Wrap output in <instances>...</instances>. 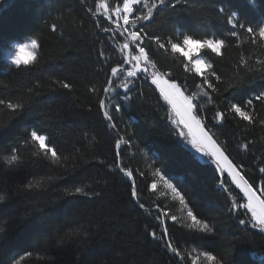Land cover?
I'll return each mask as SVG.
<instances>
[{
  "label": "trees",
  "instance_id": "obj_1",
  "mask_svg": "<svg viewBox=\"0 0 264 264\" xmlns=\"http://www.w3.org/2000/svg\"><path fill=\"white\" fill-rule=\"evenodd\" d=\"M103 2L115 9L123 0ZM98 3L0 0V99L22 105L15 113L0 105V264L26 252L31 256L23 264H191L193 251L214 255V264H264V231L251 226L244 208H234L245 204L243 195L179 141L151 78L137 75L126 91L117 89L115 80L108 84L112 67L129 68L120 50L124 39L103 30L115 29L114 23L93 15ZM143 10L139 6L137 14ZM233 13L243 29L227 23ZM260 24L264 0H165L150 21L137 25L142 35L165 44L160 48L145 38L141 46L157 72L195 96V113L259 195L264 101L255 97L264 92V42L257 38L253 44L244 29ZM185 35L224 42L221 55L201 51L211 65L203 76L171 51V43L180 44ZM31 39L39 44L33 64L18 68L4 59L8 43ZM204 77L214 88L203 83ZM105 87L112 91L104 92ZM199 89L208 95L199 97ZM100 99L107 102L112 121L104 118ZM250 99L253 104L247 105ZM234 103L249 112L251 123L230 110ZM217 111L224 113L223 123L215 120ZM33 130L48 138L59 159L31 139ZM118 137L128 141L119 149ZM13 155L18 159L9 164ZM118 159L134 170V180L116 168ZM156 170L177 187L185 204L161 198L149 187ZM133 183L139 201L132 197ZM76 187L83 193L69 195ZM180 206L213 232L192 227L193 221H172ZM241 219L248 224L241 225Z\"/></svg>",
  "mask_w": 264,
  "mask_h": 264
},
{
  "label": "snow or ice",
  "instance_id": "obj_2",
  "mask_svg": "<svg viewBox=\"0 0 264 264\" xmlns=\"http://www.w3.org/2000/svg\"><path fill=\"white\" fill-rule=\"evenodd\" d=\"M165 4V0H123L122 6L119 4L115 9H111L110 6L100 0V3L97 5L96 13L93 15L100 14V9H104L102 15L107 18L112 23L116 24L115 29L105 28L103 29L105 32L108 31H116L119 32L120 35H127L124 37V43L120 45V50L123 52L126 49H129L130 46L134 45L135 47L132 49L135 51L136 49L139 50V55H129L125 57L124 63L129 64L131 61H136L135 64L132 65L131 68L125 69L123 66H117L111 68V76L108 78V84L111 85L113 83V78L119 77L120 75L124 74L129 78L136 77L141 71L147 72L148 68L145 67L141 69L140 61L143 59L146 65H150L151 68L155 69L157 66L155 63L149 59L148 54L145 51V48L141 46L144 39L147 38L149 40H155L156 43L159 45L160 48H165V44L160 42L158 37L147 36V34H143V28H137V25L141 24L143 21H150L153 18L154 11L161 5ZM143 7V11L137 14L138 6ZM223 12V9H221ZM113 16L115 20H113ZM123 21V25L120 24V21ZM227 23L232 26L233 29L236 27H240L243 29V25L239 24V20L236 17V13L227 17ZM131 26V29L128 26ZM56 25H52V30H56ZM248 34L251 36V42L253 44L257 43V38L259 41L264 42V24H260L256 27L249 26L248 28L244 29ZM232 36H237L238 33L236 31L231 32ZM223 41L216 39V40H204L203 42L199 40H194L190 36L185 35L183 38V45L179 43H171V51L173 53H181L186 58L190 55V46L197 45L196 51H199L200 48H207L211 49L213 53L217 55H221ZM15 51L12 55L11 63L16 65L18 68L20 66H28L33 64L37 59V50L39 48L38 41L36 39H31L25 43H18L14 46ZM21 54H26L27 58L22 59L19 58ZM103 56V53H101ZM194 67L197 74L203 76L202 69H210L211 65L205 64V62L201 59H196L194 62ZM251 71V69H249ZM164 75L159 72L152 74V84L156 85L159 89L160 95L163 99L167 102L168 105L171 107V112L174 113L173 115H169V120L172 124L176 125L179 129V135L183 137L187 143L194 149L197 153H201L203 155L210 156L213 158L214 163L216 164L217 168L220 170H226L228 175L231 177L232 182L235 184L236 188L243 193V197L246 198V204H234V208L238 211L241 208H246L248 212L251 213V226L253 228H260L264 230V199L261 197L264 196V184L261 185V193L260 195L257 194L256 190L254 189L253 185H251L248 180L245 179L244 176L240 174L237 170V167L233 165V163L229 160V158L224 154L221 148L218 146L217 141L213 138L212 135L206 131V125L198 118L197 114L194 112L195 105L193 100L195 96L189 97L181 91V88L175 82H171L169 79H164ZM212 76H215L216 80H221V77L217 75L214 71L211 73ZM132 83L131 79H128L126 82H121L118 87H122L124 89H128L129 84ZM203 83L207 84L209 88H214V85L209 81L207 77H204ZM62 86L65 89H69L70 85L68 83L62 82ZM94 90V89H93ZM112 89L110 87H105L104 92H110ZM203 95L207 96L208 93L204 92ZM255 101H264V92H261L259 95L255 97ZM211 102V101H209ZM100 109L103 112L104 118L107 121H112V116L110 115L108 104L104 99H100L99 101ZM253 100H248L247 105H252ZM0 105L5 106L7 109L12 110L13 113L20 110L22 105L20 103H13L7 102L4 99H0ZM117 110H119V106H117ZM235 115L241 117L243 120L252 122V116L249 114L245 108H242L238 104H232L231 109ZM225 119L224 113L217 111L215 114V120L219 123H223ZM110 128L115 130L116 125L115 123L110 124ZM31 139L33 141L39 142L40 148L44 149L47 153H50L54 159H59L57 150L55 147H51L48 145V138L45 135L38 134L37 131L33 130L31 133ZM128 141L125 140L123 137H118L115 143V147L119 149L122 144H127ZM242 147L247 148V144L242 145ZM17 156L13 155L8 160V163L11 164L17 161ZM116 168L123 173L124 176L135 179V172L130 168H125L122 164L121 160H117ZM261 173H264V168L260 169ZM143 175V173H141ZM154 176L159 177L160 181H163L164 186L171 190V192L179 198L180 204H185V197L182 195L180 191L177 190L168 179H165L164 175L161 174L160 170H156L153 173ZM33 185L30 183L27 187L31 188ZM37 187L39 184L36 185ZM149 187L151 189L157 188V182L153 181ZM83 189L80 187H76L74 193H69V195L83 193ZM86 194V193H85ZM87 195V194H86ZM132 197L133 199L139 201V192L136 189L135 184L132 185ZM4 197L0 196V200H3ZM140 208H144V203L139 204ZM164 215H168L166 211L163 212ZM188 217H190L193 221L192 227H198L200 231L206 233H212L213 227L209 226L208 223H204L199 220L191 210L187 212ZM159 219V216L157 217ZM170 219L172 221H176V216H171ZM241 225H247L248 221L245 219H241ZM151 235L153 238H156V233L152 232ZM163 235L165 237L168 236L167 231L165 230ZM169 248H172V245L168 244ZM175 251V249H173ZM179 255V253H177ZM206 259L209 262L216 261V257L214 255L204 254ZM31 253L26 252L24 255H20L18 258H13L11 260V264H23L26 257H30ZM218 264V261H217Z\"/></svg>",
  "mask_w": 264,
  "mask_h": 264
},
{
  "label": "rangeland",
  "instance_id": "obj_3",
  "mask_svg": "<svg viewBox=\"0 0 264 264\" xmlns=\"http://www.w3.org/2000/svg\"><path fill=\"white\" fill-rule=\"evenodd\" d=\"M121 6H122V4H121ZM142 6V5H141ZM139 7V6H138ZM103 11H104V9H100V14L99 15H101L102 17H104L103 15H102V13H103ZM114 17V16H113ZM105 18V17H104ZM105 19H107V18H105ZM108 20V19H107ZM212 40V39H211ZM25 42H28V41H20V42H10V43H8L6 46H4L3 47V50H2V54H3V57H4V59L9 63V64H11V65H13L12 63H11V61H10V57H12V55L14 54V51H15V48H14V46L16 45V44H18V43H25ZM203 42V41H202ZM181 44V46L183 45V40H182V42L180 43ZM131 47L132 46H130V48L129 49H126V50H124V52H125V55H126V57L127 56H129V55H139L138 53L137 54H134V53H132L131 51H130V49H131ZM196 49H197V45H191L190 46V50H189V52H190V55H189V57H185L184 55V57L189 61V63H190V65H191V67L193 68V70L196 72V70H195V67H194V62H195V60L196 59H201V60H203V58L201 57V51L203 50V49H207V48H200V50L199 51H196ZM211 50V49H210ZM181 54V53H180ZM204 61V60H203ZM205 62V61H204ZM136 63V61H131V63H129V64H127V66H128V68H131L132 67V65L133 64H135ZM140 63V66H141V69H143V68H145V67H147L148 68V71L147 72H143V71H141L138 75H143V77H145V78H147V77H149V78H151V80H152V74L153 73H156L157 71H156V69H153V68H151V66L150 65H146L145 64V61L143 60V59H141V61L139 62ZM206 64V63H205ZM208 69H202L201 71L203 72V74H205L206 73V71H207ZM126 71V70H125ZM134 78L135 77H133V78H129V77H127L126 75H124V74H122V75H120L119 77H115V78H113V81L115 80V85H116V88L117 89H119V90H121V91H126V90H128L130 87H131V85H132V83L131 84H129V86H128V89H124V88H122V87H118V85H120L121 84V82H126L128 79H131L132 81L134 80ZM164 79H166L165 77H164ZM156 86V85H155ZM180 87V86H179ZM181 88V87H180ZM158 89V88H157ZM158 91H159V89H158ZM181 91L182 92H184V94L186 95V96H189L187 93H186V91L185 90H183L182 88H181ZM205 91L204 90H202V89H199V92H198V95H199V97H202V98H204V97H206L205 95H203V93H204ZM160 93V92H159ZM162 97V96H161ZM190 97V96H189ZM163 98V97H162ZM164 100V99H163ZM164 102L167 104V102L164 100ZM193 103H194V100H193ZM194 105H195V103H194ZM167 106H168V109H169V115H173L174 116V113H172L171 112V107H170V105H168L167 104ZM195 110H196V108H194V112H195ZM199 118V117H198ZM200 119V118H199ZM201 121H202V119H200ZM203 122V121H202ZM170 124L172 125V127L175 129V131H176V136H177V138L179 139V141L185 146V147H187L189 150H191L194 154H195V156H196V158L199 160V161H201V162H204V163H209V164H212L214 167H215V169L218 171V173L220 174V175H225L229 180H230V182L232 183V185L236 188V186H235V184L232 182V179H231V177L228 175V172L226 171V170H220V169H218L217 168V166H216V164L214 163V161H213V158H211L210 156H207V155H203V154H201V153H197L194 149H192L191 148V146L187 143V141L183 138V137H181L180 135H179V129L176 127V125H174V124H172L171 123V121H170ZM204 124V123H203ZM206 131H207V129H206ZM210 134V133H209ZM211 135V134H210ZM36 142V141H35ZM38 145H39V142H36ZM218 143V142H217ZM218 146L221 148V150L224 152V154L227 156V154L225 153V151L223 150V148L220 146V144L218 143ZM39 147H40V145H39ZM42 150H44V149H42ZM45 151V150H44ZM46 152V151H45ZM50 154V153H49ZM51 155V154H50ZM228 157V156H227ZM229 158V157H228ZM230 160V159H229ZM231 161V160H230ZM234 165V164H233ZM235 166V165H234ZM236 167V166H235ZM237 170L239 171V169L237 168ZM240 172V171H239ZM241 174V173H240ZM242 175V174H241ZM243 176V175H242ZM154 181L155 182H157V188L156 189H152L155 193H157L161 198L162 197H165V198H168V199H170L172 202H176V203H178V204H180V202H179V198L178 197H176L172 192H171V190L170 189H168V188H166L165 186H164V183H163V181H160V179H159V177H157V176H155V178H154ZM238 189V188H237ZM239 190V189H238ZM240 191V190H239ZM241 194L243 195V193L241 192ZM257 194H258V192H257ZM259 195V194H258ZM262 198V197H261ZM263 199V198H262ZM244 200H245V204L247 203V200H246V198H244ZM247 212H248V210L246 209V208H244ZM249 213V215H250V217H251V213L250 212H248ZM170 214V213H169ZM173 216H176L177 217V220L176 221H182V220H186L187 222H191L192 221V219L190 218V217H188V215H187V211H186V209H184L182 206H180V208H177V211L175 212V214L173 215ZM260 229V228H259ZM261 230V229H260ZM262 231H264V230H262ZM190 258H189V261L191 262V264H214L213 262H209L207 259H206V256L204 255V254H202V253H200V252H197V251H193L191 254H190V256H189Z\"/></svg>",
  "mask_w": 264,
  "mask_h": 264
},
{
  "label": "built area",
  "instance_id": "obj_4",
  "mask_svg": "<svg viewBox=\"0 0 264 264\" xmlns=\"http://www.w3.org/2000/svg\"><path fill=\"white\" fill-rule=\"evenodd\" d=\"M113 19L115 20V17H113ZM120 24L121 25H123V21L121 20L120 21ZM114 26H115V28H116V24L114 23ZM119 33V32H118ZM119 35H120V33H119ZM127 35V33H125L124 35H120L123 39H124V37ZM132 47H135L134 45H132ZM136 51H137V53L139 54V50L138 49H136Z\"/></svg>",
  "mask_w": 264,
  "mask_h": 264
},
{
  "label": "clouds",
  "instance_id": "obj_5",
  "mask_svg": "<svg viewBox=\"0 0 264 264\" xmlns=\"http://www.w3.org/2000/svg\"><path fill=\"white\" fill-rule=\"evenodd\" d=\"M19 58L26 59L27 58V55L26 54H21V56ZM9 59L11 61L12 60V57H10Z\"/></svg>",
  "mask_w": 264,
  "mask_h": 264
}]
</instances>
